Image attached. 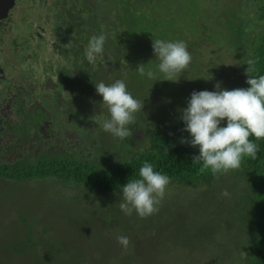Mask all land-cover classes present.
I'll return each mask as SVG.
<instances>
[{"label": "rangeland", "instance_id": "obj_1", "mask_svg": "<svg viewBox=\"0 0 264 264\" xmlns=\"http://www.w3.org/2000/svg\"><path fill=\"white\" fill-rule=\"evenodd\" d=\"M61 2L18 0L12 18L0 23V37L15 41L11 49L7 47L9 53L14 46L30 43L34 54L27 60L25 54L21 56L26 60L24 70L19 68V78L9 87L4 86L12 74L5 75L1 97L18 92L25 112L39 113L37 120L46 122L50 134L58 136L49 141L50 153L116 165L131 153L150 148L157 130L188 133L181 110L187 107L193 91H216L218 82L222 89L239 86L238 75L245 62L240 30L246 24L243 15L235 18L239 4L236 0H201L200 12L205 16L207 11L209 17L202 25L205 29L193 37L188 29L185 33L189 37L177 34L192 55L189 68L176 77L177 81L147 77L139 81L137 74L131 76L133 80L127 76L128 91L144 103V109L136 114L137 127L130 131L139 140L113 137L102 128L109 118L102 96L96 92L91 93L94 99L83 98L79 96L84 92L82 86L69 79L73 86L67 89L62 81V70H69L70 78L78 70L71 53L64 56L68 40L54 31L56 21L49 19V7ZM184 24L188 27L190 22ZM149 70L157 79L164 78L158 69ZM106 75L105 70H98L94 78L107 84L102 79ZM124 76L111 75L108 84ZM154 82L179 86L178 92L163 91L167 97L161 99L168 98L167 105L152 103L154 92H148V86ZM19 108L13 104L10 109ZM225 189L230 198L221 195ZM242 190L232 174L206 187L171 180L159 212L141 219L121 211L122 190L97 193L54 177L20 181L0 178V264H239L245 250L242 244L250 233L238 221ZM119 235L130 238L127 252L116 239Z\"/></svg>", "mask_w": 264, "mask_h": 264}, {"label": "trees", "instance_id": "obj_2", "mask_svg": "<svg viewBox=\"0 0 264 264\" xmlns=\"http://www.w3.org/2000/svg\"><path fill=\"white\" fill-rule=\"evenodd\" d=\"M200 1L63 0L60 4L54 3V8L49 7V19L56 21L54 31L68 40L63 47L64 56L68 57L71 53L73 65L78 70L77 75L70 78L69 70L64 69L65 74L62 76L66 88L72 85L69 82L71 79L84 90L79 96L94 99L91 93L97 92L95 84L99 82L94 75L98 70H105L107 75L102 79L108 84L111 75L124 74L122 80L127 76L135 77L134 74L140 76L137 71L140 64L145 65L146 71L150 68L158 69L159 61L154 55L153 40L168 41L174 37V41H177L179 33L189 37L185 33L187 29L191 37L205 29L202 25L208 23L206 19L209 17L206 16L207 11L205 16L200 12ZM236 3L239 4V11L235 18L239 19L243 15L247 24L244 23L240 30L245 62L238 75L237 88H247V60L255 61V76L264 75V0H236ZM252 20L255 25L253 29ZM186 21L190 22L188 27L184 24ZM101 34L106 36L103 58L98 57L96 64L92 65L85 57V49L93 35ZM146 77L140 76L138 80L145 81ZM178 88V85L154 82L148 86V92H154L152 103L162 107L163 104L167 105L168 98L165 101L161 98H166V94H171L173 90L178 92ZM134 127H137L136 124L129 125V130L132 131ZM129 138L139 140L135 135ZM190 138V134L185 132L157 130L150 141V148L131 153L116 165H99L91 160L80 161L78 157L64 158L44 153L36 164H17L11 167L0 164V178L17 181L62 178L84 185L89 191L113 193L122 190V186L129 180L139 178V169L144 162H148L154 170L166 174L170 180L181 185L214 186L224 175L217 178L210 171H199L202 162L193 163V157L199 155V148L181 142L182 139ZM250 139L259 147L258 158L252 160L245 157L241 168L228 174H232V178L237 179L243 189L240 196L242 215H238V221L250 232L248 240L242 244L245 250L239 264H264V139L256 140L254 136Z\"/></svg>", "mask_w": 264, "mask_h": 264}, {"label": "clouds", "instance_id": "obj_3", "mask_svg": "<svg viewBox=\"0 0 264 264\" xmlns=\"http://www.w3.org/2000/svg\"><path fill=\"white\" fill-rule=\"evenodd\" d=\"M105 42L104 34L90 38L85 49V57L90 64L95 65L98 57L103 58ZM152 46L159 61L158 71L164 78L157 79L156 73L146 71L144 64L137 67L141 77L177 81L176 77L189 68L192 55L184 41L154 39ZM254 64L252 59L246 62L249 87L228 90L222 89L218 82L216 91H193L187 107L181 110L184 131L191 137L181 142L199 148V155L193 157V163L202 162L201 173L210 171L218 178L239 170L245 157L258 158L259 147L250 137L264 139V75L257 77L253 74ZM95 88L109 113V118L102 123L103 130L121 140L132 135L129 125L135 123L136 114L144 109V103L133 97L122 79L111 84L99 82ZM224 121L226 126H221ZM170 183L169 176L154 170L151 163L144 162L139 169V178L122 186L121 211L129 217L135 213L141 219L157 214ZM221 195L225 198L231 196L226 189ZM116 239L127 252L130 238L119 235Z\"/></svg>", "mask_w": 264, "mask_h": 264}, {"label": "flooded vegetation", "instance_id": "obj_4", "mask_svg": "<svg viewBox=\"0 0 264 264\" xmlns=\"http://www.w3.org/2000/svg\"><path fill=\"white\" fill-rule=\"evenodd\" d=\"M17 4L18 0H15V5L8 10L7 15L3 12L0 14V23L10 17L12 18ZM0 40V99H3L0 104V164L8 167L17 164L28 166L36 164L41 154L44 153L63 157V155H55L47 150L51 147L49 141L58 136L53 133L50 134L48 131L50 126L46 122L40 123L37 120L39 113L36 110L35 112H25L18 92L13 91V96L9 94L7 97H1V87L4 84L5 75L7 73L12 74V78L6 80L7 84H4V87H9L10 82L17 81L19 78V68L24 70L23 63L34 54H32L33 50L30 43L14 46L12 52L9 53L7 47L11 49V44L15 41L13 42L11 39L7 41L2 36ZM23 54L27 56L25 61L21 60ZM10 55H12L13 60ZM62 72L65 71L62 70ZM11 100H13L12 104H10ZM13 104L20 108L17 111L10 109ZM65 142H63L64 145H66ZM66 158L72 157H69L68 154Z\"/></svg>", "mask_w": 264, "mask_h": 264}, {"label": "water", "instance_id": "obj_5", "mask_svg": "<svg viewBox=\"0 0 264 264\" xmlns=\"http://www.w3.org/2000/svg\"><path fill=\"white\" fill-rule=\"evenodd\" d=\"M15 5V0H0V14H6ZM7 15V14H6Z\"/></svg>", "mask_w": 264, "mask_h": 264}]
</instances>
